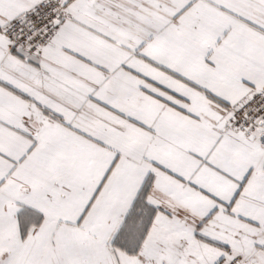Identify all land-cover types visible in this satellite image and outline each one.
<instances>
[{
    "label": "snow or ice",
    "instance_id": "obj_1",
    "mask_svg": "<svg viewBox=\"0 0 264 264\" xmlns=\"http://www.w3.org/2000/svg\"><path fill=\"white\" fill-rule=\"evenodd\" d=\"M0 264H264V0H0Z\"/></svg>",
    "mask_w": 264,
    "mask_h": 264
}]
</instances>
